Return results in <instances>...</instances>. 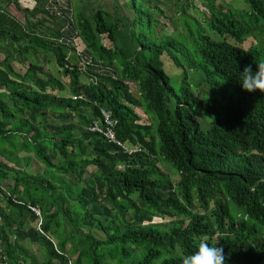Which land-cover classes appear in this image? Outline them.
Returning <instances> with one entry per match:
<instances>
[{"label": "trees", "instance_id": "16d2710c", "mask_svg": "<svg viewBox=\"0 0 264 264\" xmlns=\"http://www.w3.org/2000/svg\"><path fill=\"white\" fill-rule=\"evenodd\" d=\"M114 1L84 16L36 0L46 34L0 28V264H182L202 242L264 264V92L239 83L264 63V0H173L177 19L160 0ZM105 111L134 151L90 130Z\"/></svg>", "mask_w": 264, "mask_h": 264}, {"label": "rangeland", "instance_id": "374dc122", "mask_svg": "<svg viewBox=\"0 0 264 264\" xmlns=\"http://www.w3.org/2000/svg\"><path fill=\"white\" fill-rule=\"evenodd\" d=\"M118 1H119L120 4L122 3V0H118ZM160 1L162 2L161 8L163 10H165V12L167 14H171V16H174L176 19H177V17H179V14H177L175 12V10H174L175 8H174V1L173 0H160ZM187 1H189V0H181L179 2V7L181 8L182 4L184 5ZM226 1L231 2L232 0H226ZM233 1H235V0H233ZM114 2H115L114 0H72L71 5L73 7L77 6V4L80 5L81 7H79L78 10L82 9L84 16H89L96 9H99V8L105 9V10L111 12L112 9H113ZM190 2H193L192 3L193 5L199 6L200 0H190ZM193 5L188 8L187 13L197 16V12L194 9ZM237 5H239V4L237 3ZM175 23L177 24V22H175ZM166 29H167V32H171L170 27L169 28L167 27ZM105 37L106 36H102V38H103L102 42L106 45L109 42H108V39L105 38ZM25 41H26V39L20 40V42H25ZM252 43H253V39L252 38H248L246 41H244V43L241 46L243 48H248ZM9 48H11V47H9ZM77 49L81 50V48H79V47ZM41 50H43V49H41ZM6 51L11 54L13 50L11 48V49H6ZM44 52H47V51L44 50ZM47 54L51 55L52 52L50 50H48ZM23 57H26L27 59L34 58L29 53L27 55H24ZM37 57H38V61L41 60V62H44V60H45L46 61V67H48V70L52 71V73H54L55 75L59 76V73H57V70H56L57 66L55 65V62H54V60H52V58H50V60L47 61V57H45V55L42 56V54L40 52H39ZM42 59H43V61H42ZM24 61H25L24 64H20V63L14 62L13 64H14L15 69L18 70V71H25L26 67L28 66V61L29 60H24ZM164 62H165V71L168 74H170V75H174V76L171 77L172 78L171 79V84L174 86V88H178L180 86V81L182 79V71L179 68H177L176 65H174L167 56L164 57ZM60 79H61L62 83L65 86V89L60 94L69 95V91H68L69 78L67 76H63L62 75V76H60ZM189 81L191 82V84H190L191 86L190 87L194 91L199 89L201 91V95L202 94H205V95L206 94H211L212 95V93L210 91L205 93V91H204L205 89L201 85L197 86V84H199L198 83L199 82V78L198 77L190 76L189 77ZM206 88H207V86H206ZM216 94H218V93H216ZM138 113L141 116L140 117L141 118L140 122H145L146 121V116L144 114H140V112H138ZM201 115H205V116H202L203 117L202 123L204 124V126H208V122H209L210 116L208 114H206V112H202ZM174 179L176 180V178H174ZM162 222L163 221L161 220V218H155L154 219V223H162Z\"/></svg>", "mask_w": 264, "mask_h": 264}, {"label": "crops", "instance_id": "0c3cea01", "mask_svg": "<svg viewBox=\"0 0 264 264\" xmlns=\"http://www.w3.org/2000/svg\"><path fill=\"white\" fill-rule=\"evenodd\" d=\"M19 2L21 7L30 10L21 11L13 0H0V28H6L20 36L23 34H46L53 23L47 21V25L45 19H35L37 15L32 9L36 0H19Z\"/></svg>", "mask_w": 264, "mask_h": 264}, {"label": "clouds", "instance_id": "9594fccd", "mask_svg": "<svg viewBox=\"0 0 264 264\" xmlns=\"http://www.w3.org/2000/svg\"><path fill=\"white\" fill-rule=\"evenodd\" d=\"M240 85L243 90L255 93L257 90L264 92V63L257 66L254 71L251 66L244 68ZM210 245L202 242L197 250L186 254L182 264H226V255L222 246Z\"/></svg>", "mask_w": 264, "mask_h": 264}, {"label": "built area", "instance_id": "2783aa9c", "mask_svg": "<svg viewBox=\"0 0 264 264\" xmlns=\"http://www.w3.org/2000/svg\"><path fill=\"white\" fill-rule=\"evenodd\" d=\"M104 121H105V129H101L97 123L93 122V124L90 126V130L103 132L104 136L106 137L109 143L114 144L117 147H120L124 152L134 151L126 147L117 137L115 132V127L117 125V122L111 118L109 112L105 113Z\"/></svg>", "mask_w": 264, "mask_h": 264}]
</instances>
